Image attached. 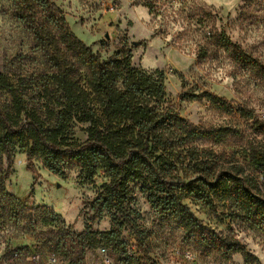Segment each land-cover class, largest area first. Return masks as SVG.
Masks as SVG:
<instances>
[{"label":"trees","instance_id":"1","mask_svg":"<svg viewBox=\"0 0 264 264\" xmlns=\"http://www.w3.org/2000/svg\"><path fill=\"white\" fill-rule=\"evenodd\" d=\"M9 2L13 17L32 34L34 48L43 54L49 71L41 75L37 91L31 93L25 78L0 73V91L6 94L0 99V156L7 161L6 169L0 170V218L26 220L31 228L40 224L52 229L48 232L56 239L47 238L44 245L68 260L77 248L80 260L86 251L103 247L121 264H141V260L155 264L137 224L138 213L132 208V189L138 186L161 221L181 230L201 251L224 255L239 251L245 260L250 258L238 240L204 225L184 201L192 199L210 209L229 204L235 216L264 234V122L254 119L262 137L244 149L245 166L200 147L198 142L202 141L220 144L233 131L195 126L168 105L163 72L132 65L131 48L138 42L119 47L102 59L70 31L62 11L51 0ZM216 44L264 78V65L223 33ZM178 77L183 87L182 74ZM199 96L184 92L179 100ZM202 96L212 106L229 108L222 98ZM78 125H84L83 140L75 136ZM17 149L25 153L26 167L34 178L37 169L32 157H38L43 168L58 177L77 169L82 184L91 183L99 171L103 172L106 182L84 202L82 210L91 214L82 231H70L44 205L31 207L33 216L27 214L29 196L6 192L3 183ZM102 212L110 215V227L94 230ZM123 229L135 237L132 254L122 239ZM14 252L19 255L14 249L11 258Z\"/></svg>","mask_w":264,"mask_h":264},{"label":"rangeland","instance_id":"2","mask_svg":"<svg viewBox=\"0 0 264 264\" xmlns=\"http://www.w3.org/2000/svg\"><path fill=\"white\" fill-rule=\"evenodd\" d=\"M51 2L62 11L70 31L102 59L119 47L138 42L131 48L132 65L163 72L168 105L195 126L227 127L233 131L220 144L202 141L198 145L246 165L244 149L251 141L262 137L254 119L264 122V78L255 68L234 60L218 47L216 39L223 33L231 43L239 45L264 65V0L249 4L245 0ZM12 11L9 0H0V73L25 78L30 86L28 93L36 92L41 75L49 71L48 64L43 54L35 50L32 34L13 17ZM179 73L183 76V87ZM184 92L201 96L181 101L179 95ZM205 94L224 99L229 108L212 106L202 96ZM4 98L6 94L0 91V99ZM81 127L84 125L75 129L79 140L84 139ZM26 161L25 153L17 149L10 163L9 177L3 183L6 192L21 198L29 196L27 214L33 216L30 208L44 205L57 214L70 231H82L91 214L82 210L84 202L92 199L106 182L103 172L99 171L91 183L82 184L77 179V169H69L63 177H58L44 169L38 157H32L37 169L34 178ZM6 167V158L0 156V170ZM131 195L132 208L138 213L137 224L155 264H264V234L235 216L236 211L229 208V204L220 203L210 209L192 199L184 201L204 225L238 240L251 255L247 260L239 251L227 255L201 251L181 230L161 221L138 186L133 187ZM109 227L110 215L102 212L93 229L105 231ZM50 230L40 224L31 228L26 220L15 222L1 217L0 264H49L50 256L56 259L52 264H121L113 252L103 247L86 251L80 260L77 248L68 260L44 245L47 238L56 239L52 237L54 233L48 232ZM122 239L126 250L132 254L136 240L129 229H123ZM14 249H18L19 255L11 258ZM33 252L40 254L38 262L26 260ZM5 253L8 254L3 258ZM140 263L150 264L145 260Z\"/></svg>","mask_w":264,"mask_h":264},{"label":"built area","instance_id":"3","mask_svg":"<svg viewBox=\"0 0 264 264\" xmlns=\"http://www.w3.org/2000/svg\"><path fill=\"white\" fill-rule=\"evenodd\" d=\"M102 251H104V249H101ZM17 253L14 252L13 253V257H17ZM187 258H190V255H186ZM26 260L28 262H38L40 260V254L39 253H36V252H33L32 254L28 255L26 257ZM48 263L49 264H52V263H55L56 262V259L54 258V256H50L48 259H47Z\"/></svg>","mask_w":264,"mask_h":264},{"label":"water","instance_id":"4","mask_svg":"<svg viewBox=\"0 0 264 264\" xmlns=\"http://www.w3.org/2000/svg\"><path fill=\"white\" fill-rule=\"evenodd\" d=\"M106 37H107V35H106Z\"/></svg>","mask_w":264,"mask_h":264}]
</instances>
